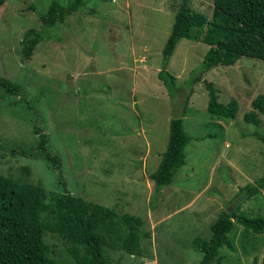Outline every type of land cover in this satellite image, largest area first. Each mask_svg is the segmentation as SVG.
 Returning a JSON list of instances; mask_svg holds the SVG:
<instances>
[{"label":"rangeland","instance_id":"1","mask_svg":"<svg viewBox=\"0 0 264 264\" xmlns=\"http://www.w3.org/2000/svg\"><path fill=\"white\" fill-rule=\"evenodd\" d=\"M50 1L0 5V79L15 88L0 83V175L47 195L66 192L142 217L149 237L140 239V255L104 248L110 264H197L201 253L191 241L208 238L209 224L219 211L234 210L236 198L242 199L235 212L264 216V191L245 198L238 190L264 174V143L251 135H264V116L256 114V126L242 120L250 100L264 94V60L241 56L212 67L188 93L184 82L208 46L180 38L165 67L174 76L172 101L156 73L180 0H83L21 62L18 41L29 28L43 34L37 16ZM212 1L189 0V6L208 22ZM203 80L212 83L219 102H237L232 119L205 110ZM185 98V162L151 208L148 176L164 149L169 118L179 115ZM41 135L42 150L58 158L56 169L36 155ZM231 221L232 249L221 247L219 263L212 264H261L264 231L243 233ZM43 241L61 264H79L62 239L47 233Z\"/></svg>","mask_w":264,"mask_h":264},{"label":"trees","instance_id":"2","mask_svg":"<svg viewBox=\"0 0 264 264\" xmlns=\"http://www.w3.org/2000/svg\"><path fill=\"white\" fill-rule=\"evenodd\" d=\"M4 1L0 0V5ZM82 2L51 0L46 10L37 16L45 29L43 34L33 28L23 31L18 41L20 61H28L37 45L52 37L49 29L65 23ZM180 38L200 41L208 46L198 66L184 82L190 93L189 85L200 81V74L212 67L232 65L241 56L264 60V0H213L208 22L204 15L189 6V0H180L160 51V69L156 73L172 101H176L174 76L165 67ZM0 83L7 91H15L9 83L1 79ZM202 85L207 97L205 110L212 116L232 119L237 111V102L232 98L221 103L212 83L203 80ZM179 106V115L169 118L164 149L148 176L153 182L151 208L161 188L171 181L173 174L185 162L184 147L190 137L182 128L181 116L187 111V98ZM250 106L251 110L242 114V120L256 126L259 121L256 114L264 116V94L255 95ZM34 131L40 132L39 127L35 126ZM251 135L264 143V135L255 131ZM44 141L41 135L36 155H43L56 169L59 167L58 158L42 150ZM238 190L245 194V198L264 191V174ZM241 199L236 198V209ZM235 208L219 211L209 224L208 238L195 237L191 241L192 248L201 253L197 264L219 263V249L223 246L232 249L227 238L233 227L231 218L242 225L243 233L264 231V216L248 217L235 212ZM145 224L140 216L85 201L66 192L47 195L40 187L0 175V264H61L48 254V246L43 241L47 233L66 242V251L79 264H110L104 248L140 255L139 241L149 237Z\"/></svg>","mask_w":264,"mask_h":264}]
</instances>
